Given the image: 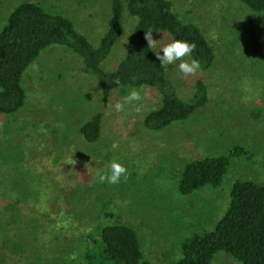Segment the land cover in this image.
I'll use <instances>...</instances> for the list:
<instances>
[{
    "label": "rangeland",
    "instance_id": "rangeland-1",
    "mask_svg": "<svg viewBox=\"0 0 264 264\" xmlns=\"http://www.w3.org/2000/svg\"><path fill=\"white\" fill-rule=\"evenodd\" d=\"M24 1L70 18L94 46L106 30L107 0H0V29ZM170 1L178 19L204 35L214 61L186 78L177 61L166 65L167 74L183 101L193 97L195 81H203L206 102L189 119L148 131L142 121L159 108L157 93L120 88L103 107L95 78L77 56L55 45L43 50L22 75L23 107L0 114V264H75L85 236L108 224L137 232L145 264H175L179 243L212 230L224 215L234 181L264 183V60L249 52L245 33L251 22L264 27V16L238 0ZM134 24L125 13L122 35L102 64L105 71L123 58ZM161 39L156 53L170 42ZM134 89L143 98L141 110L128 105L116 112L115 103ZM97 112L101 133L89 144L79 127ZM236 146L247 156L231 160L220 186L178 195L185 164ZM112 161L128 169V179L99 183L97 173L108 171ZM12 202L17 206L10 210ZM211 264L239 262L219 252Z\"/></svg>",
    "mask_w": 264,
    "mask_h": 264
},
{
    "label": "trees",
    "instance_id": "trees-1",
    "mask_svg": "<svg viewBox=\"0 0 264 264\" xmlns=\"http://www.w3.org/2000/svg\"><path fill=\"white\" fill-rule=\"evenodd\" d=\"M107 1L106 30L96 46L61 13L30 1L21 2L11 10L0 29L1 115L20 111L26 98L21 82L23 73L43 50L54 45L67 48L81 60L99 86L103 107L112 92L120 88H144L157 93L161 98L159 108L149 112L142 121L148 131H161L183 122L206 102V88L200 79L194 83L191 100L178 97L167 67L160 65L155 49L148 48L144 39L145 31L151 30L155 40L165 35L170 42L177 39L194 42L197 47L189 58L198 60L200 72H204L212 66L214 52L198 27L180 21L170 0ZM238 1L252 13L264 16V0ZM125 13L134 19V27L125 43L123 58L112 71H105L102 64L122 35ZM245 33L249 52L264 60V27L251 22ZM117 79L119 85L113 83ZM101 122L102 114L97 112L79 127L84 142L91 144L99 139ZM246 156L247 151L236 146L223 154L185 164L176 192L188 196L204 188H217L231 160ZM16 206L14 202L8 204L10 210ZM81 252L75 264H145L137 232L125 225H104L98 232L86 235ZM219 252L230 255L239 264H264V183L234 181L224 215L212 230L183 239L175 264H211Z\"/></svg>",
    "mask_w": 264,
    "mask_h": 264
},
{
    "label": "clouds",
    "instance_id": "clouds-1",
    "mask_svg": "<svg viewBox=\"0 0 264 264\" xmlns=\"http://www.w3.org/2000/svg\"><path fill=\"white\" fill-rule=\"evenodd\" d=\"M144 39L147 41L148 48L155 49L157 45L164 39L159 41L153 38V32L151 30L145 31ZM196 44L194 42H188L185 40H173L169 43L163 44L159 52L156 53V58L160 61L161 66L175 64L180 61L178 70L183 76H195L201 69V64L196 59H185V57H191L193 52L196 50ZM163 53L162 55L160 53ZM35 70H38V66H34ZM116 85L120 84L119 79L113 81ZM141 93L137 90H132L130 93L123 98L122 101L115 103L114 108L116 112H124L125 107L130 105L136 112L141 110L142 101ZM140 105V106H137ZM108 167V171L98 172L97 179L99 183L118 184L121 178L124 180L128 179V169L121 163L112 161Z\"/></svg>",
    "mask_w": 264,
    "mask_h": 264
}]
</instances>
